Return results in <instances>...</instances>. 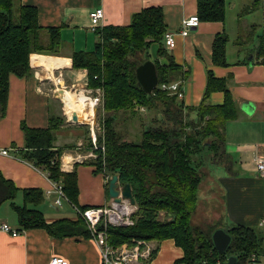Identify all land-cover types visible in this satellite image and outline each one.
Here are the masks:
<instances>
[{"label":"trees","instance_id":"trees-1","mask_svg":"<svg viewBox=\"0 0 264 264\" xmlns=\"http://www.w3.org/2000/svg\"><path fill=\"white\" fill-rule=\"evenodd\" d=\"M258 1L253 0L252 6L246 9H253ZM196 15L200 22L224 21L225 0H197ZM42 29L48 32L46 42L40 37ZM166 31L162 8L144 7L133 15L130 24L100 29V40L93 50L74 51L71 55L74 68L86 69L88 87L102 92L101 108L105 112L122 110L135 114L144 109L155 111L154 118L143 124L137 140L122 139L112 124L113 115L105 117L102 120L103 135L97 138L104 153L98 149L97 158L85 162L98 167L100 170L95 168V171L103 172L104 176L117 174L121 185L128 183L136 206L134 225L109 227L107 242L116 247L131 243L133 239H172L183 251L178 261L184 264H223L230 255L237 257L236 264H247L251 253L264 255V227L260 233L248 225L227 227L231 242L226 253H219L211 240L214 228L192 227L189 223L197 205L203 153L212 154L213 161L225 162L224 127L226 122L237 118L235 102L224 79L208 72L201 103L188 109L183 108L176 95L157 86L151 93H146L137 81L136 67L147 60L144 55L153 42L160 43L159 57L167 59V63H161L159 58L154 61L158 82L178 80L181 66L174 62L164 47ZM227 41L228 35L224 31L214 36L213 64L227 65ZM263 41L264 33L260 37L259 52ZM59 43L56 27L38 24L35 6L18 4L15 9L14 0H0V118L6 109L10 74L19 77L30 74L29 55L56 54ZM183 75L181 78L184 80L186 74ZM215 90L224 92L221 105L208 102L209 95ZM191 110L197 113L196 119L189 117ZM184 119L188 121L183 122ZM61 124V115L50 117L44 128L22 124L25 142L21 158L45 172L51 181L59 183L69 202L78 204L77 172L75 169L68 172L60 169L62 148L53 147L55 131ZM107 185L106 181V192ZM17 190L13 182L0 173V204L10 201L21 229L44 228L58 238L90 236L81 217L75 221L59 219L47 222L42 212L29 208L26 203L37 204L43 199L39 189H24V204H14ZM160 212L164 213V220L158 218Z\"/></svg>","mask_w":264,"mask_h":264},{"label":"crops","instance_id":"crops-1","mask_svg":"<svg viewBox=\"0 0 264 264\" xmlns=\"http://www.w3.org/2000/svg\"><path fill=\"white\" fill-rule=\"evenodd\" d=\"M18 5H33L37 9V22L42 27H56L59 32V52L56 54L31 53L29 65L31 73L26 76L10 74L8 79L7 104L0 118V173L17 187L13 203L24 204V189L36 188L42 192L43 199L37 204L26 203L29 208L42 212L47 222L59 219L77 220V209L98 206L112 199L105 189L103 172H96L95 166L75 161L76 146L83 139V124L77 113V122L66 114L62 92L97 91L88 88L85 68H74L71 55L74 51H91L100 40L99 31L105 26H124L130 24L135 13L148 6H160L167 31L176 34L172 49L164 46L174 60L181 66L177 81L181 82L183 98L177 99L183 108L197 107L203 98L207 85V74L222 78L235 102L237 118L226 122L224 127L225 162L212 160V154L203 153L201 179L197 191V207L206 200L218 198L226 214L225 228L229 221L234 224L254 225L264 217V176L255 166L254 157L264 153V45L246 46L240 38L247 31L242 26L232 41L233 49L228 51L226 43L225 58L227 65H215L211 59L212 41L216 34L225 32V20L201 21L186 36L178 34L181 21L197 14V0H14ZM253 0H251L252 4ZM262 0V7H263ZM257 5V4H256ZM102 7L104 16L96 29L91 28L89 14ZM250 7V6H249ZM254 9V7H253ZM264 9V8H263ZM245 7H243V10ZM241 13V12H240ZM240 16V15H239ZM264 22V21H263ZM250 28H254L252 25ZM251 32V31H250ZM264 33V30H263ZM251 33H249L250 35ZM40 37L47 41L48 32L40 31ZM160 43L153 42L144 55L145 59L167 63L158 55ZM34 56V58H33ZM42 56V57H41ZM183 73L185 74L183 75ZM185 76L186 80L181 77ZM69 90H68V89ZM61 89V95L58 93ZM74 90V92H72ZM99 94H94L98 96ZM224 92L215 90L209 95L208 102L221 105ZM251 112L247 113V107ZM72 114V113H71ZM61 115L63 122L55 131L54 149L62 148L60 169L77 172L78 204L68 201L75 215L66 213L63 205L54 204L55 194L46 192L51 188L47 174L32 163L21 158L24 148L22 124L31 128H44L50 117ZM189 117L197 118L194 110ZM7 150L2 154L1 150ZM70 156V157H68ZM210 160V167L206 166ZM208 178L210 185H205ZM119 182V181H118ZM120 184V183H119ZM221 184L222 187L219 185ZM121 185V184H120ZM214 186V187H213ZM218 191V192H216ZM216 220V213L214 214ZM223 217V214L221 213ZM220 216V219H222ZM7 224L17 232L12 235L1 229ZM253 227V226H252ZM154 254L149 261L141 264H184L182 249L172 239L150 240ZM100 249L91 235L53 237L44 228L21 229L16 212L10 201L0 204V264H49L53 256L63 257L68 264H100ZM264 263L261 261L259 264Z\"/></svg>","mask_w":264,"mask_h":264},{"label":"built area","instance_id":"built-area-1","mask_svg":"<svg viewBox=\"0 0 264 264\" xmlns=\"http://www.w3.org/2000/svg\"><path fill=\"white\" fill-rule=\"evenodd\" d=\"M103 16L104 11L102 7L94 8L90 12L89 18L92 29H96ZM199 23L200 20L197 15L185 17L181 21L178 34L186 36L190 30L197 27ZM175 36L176 34L172 31H166L164 33L163 42L167 48L172 49L175 46ZM157 87L168 92L169 94L176 95L178 99L183 98L182 85L180 81L174 80L171 82H158ZM92 99L94 104H96L98 98L94 96ZM72 112L73 111L66 110V114L70 120ZM93 117L89 120V126L92 135V143L94 147H97V132L93 126L95 123V127H97V124L96 122L92 121ZM80 146H82L81 143L76 146L75 151H77ZM101 149H103V147H101ZM1 153L7 154V150L3 149L1 150ZM90 155L91 154H78L75 161L82 162ZM254 162L258 173L261 176H264V153L255 155ZM104 177L106 183V181L109 179V176ZM51 192L56 195L53 201L54 204L61 205L62 199L66 198L61 185L59 183L52 182L51 188L46 193L50 194ZM135 210L136 206L134 204H130V202L126 199H121L120 202H114L111 200L110 202H106L98 206L77 209L80 217L84 220L92 239H94L99 246L100 264H141L142 261H149L152 257L154 247L150 240L133 239L130 244L125 242L116 247L110 245L107 242L106 230L109 227H127L134 225L135 219L133 218V214ZM259 224L260 226L264 227V217L260 220ZM1 229L9 232L12 235H16L18 232L14 229H11L7 224H2ZM261 261L264 262V255L251 253L247 264H259ZM49 264H68V261L63 257L53 256L50 258Z\"/></svg>","mask_w":264,"mask_h":264},{"label":"rangeland","instance_id":"rangeland-1","mask_svg":"<svg viewBox=\"0 0 264 264\" xmlns=\"http://www.w3.org/2000/svg\"><path fill=\"white\" fill-rule=\"evenodd\" d=\"M249 6H252L251 0H225V19H224L225 21L224 22H225V32L230 37L228 48H227L229 52H231V50L233 49L232 41L235 39V36H236L235 34L238 32L241 26L243 29V27L247 26V24L250 27L254 25V28L252 29L250 27H247V31L245 33L244 31L241 32L240 38L248 41L246 46H249V45L252 46V44H255L257 46L260 43V37L262 36L263 30H264V22H263L264 21V9L262 7V0H259L257 2V5L254 7V9L247 10L246 8ZM243 7H245L246 10L242 11ZM16 8H17V4L15 3V9ZM249 33L251 34L249 35ZM86 86L88 87V85ZM72 92H74V90ZM79 92L80 91H77V92L75 91L76 94H78ZM82 92L85 95H88V96L90 95L92 97H94V94H99L98 96H96L98 100L96 104H94V108H93L94 117L92 119V121L96 122L97 124V127H95V123L93 125L94 129L97 132L96 134L97 138L99 137V135L101 136L103 135V131H104L103 124L104 123L102 122V120L109 115H113L114 121L112 122V124L114 128L116 129V131L118 132V134H120L121 138L124 140H137L138 138H140L139 131H141L142 126H144L143 124L149 123L151 121L150 119L154 118V114H155L154 110L147 111L144 109L143 111H141V113L136 112L135 114H132L130 112H124L122 110H119L117 112H113V111L105 112L101 108L102 92L100 90H98V92L96 90L92 92L91 91H87V92L82 91ZM69 95L72 96V93L70 92ZM161 106L162 104L160 105V107ZM163 119L164 118H162V120ZM186 121L188 120L187 119L183 120V122H186ZM62 122H63V118H62ZM81 122L84 123L82 127L83 130H81L83 131V134H82L83 139L80 142L82 146H80V148L77 151L82 155L91 154L89 157L85 159V161L89 159H91V161H94L98 156V153L96 151L100 149L104 153V148L101 149L99 147V143L97 142V140H96L97 147H94L92 143V138H91L92 135H91V130L89 126V120H82ZM182 125H186V124H182ZM98 126H99V129H98ZM207 161L208 162H206V166H209L210 160H207ZM80 163H84V161ZM96 169L100 170L98 167ZM110 177L111 176H109V179ZM204 177H205V173L202 172L201 179H203ZM204 182L207 187L210 185L208 178H206ZM219 186L222 187L221 184ZM210 200H211L210 202L206 200L204 204L201 203L199 207H197V205L195 206V211L191 215L190 222H189L192 227L198 226V227L205 228L209 226L211 228H218V227L225 226L226 214L224 213L222 204H219L218 198L216 199L212 198ZM62 205H63V208H62L63 210L65 209L68 210L66 213L73 215V216L75 215L73 207L70 206L67 200L62 199ZM215 213L217 215L216 220H212L215 218V215H214ZM221 213L223 214V217L221 216ZM220 216L222 219H220ZM158 218L160 220H164V213L160 212ZM227 224L230 226H233L230 221ZM251 226H253V228H255L258 233L262 232L263 230L262 226H260L259 223L251 225ZM106 234H107V230H106Z\"/></svg>","mask_w":264,"mask_h":264},{"label":"water","instance_id":"water-1","mask_svg":"<svg viewBox=\"0 0 264 264\" xmlns=\"http://www.w3.org/2000/svg\"><path fill=\"white\" fill-rule=\"evenodd\" d=\"M136 78L144 92L151 93L157 86L158 77L156 73L155 62L147 59L136 67L135 70ZM61 89L59 94L61 95ZM247 113L251 112V107H246ZM71 119L73 122H77V115L72 112ZM118 175H112L108 181L107 193L114 202H120L121 199H126L130 204H134L131 188L128 183L120 185L118 182ZM211 240L213 247L219 253H226L231 242V235L225 227L214 228L211 233ZM237 257L230 255L227 257L223 264H236Z\"/></svg>","mask_w":264,"mask_h":264},{"label":"bare ground","instance_id":"bare-ground-1","mask_svg":"<svg viewBox=\"0 0 264 264\" xmlns=\"http://www.w3.org/2000/svg\"><path fill=\"white\" fill-rule=\"evenodd\" d=\"M62 93L65 107L69 108L68 110L76 111L82 120H90L93 117L94 101L92 97L85 95L83 92L72 93V96L69 95V91Z\"/></svg>","mask_w":264,"mask_h":264}]
</instances>
